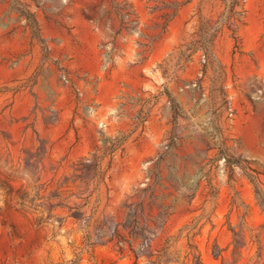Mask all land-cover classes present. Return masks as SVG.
<instances>
[{"label":"rangeland","instance_id":"obj_1","mask_svg":"<svg viewBox=\"0 0 264 264\" xmlns=\"http://www.w3.org/2000/svg\"><path fill=\"white\" fill-rule=\"evenodd\" d=\"M0 264H264V0H0Z\"/></svg>","mask_w":264,"mask_h":264}]
</instances>
